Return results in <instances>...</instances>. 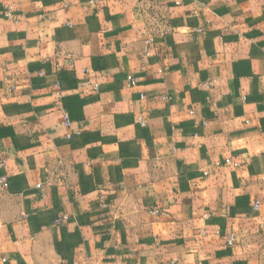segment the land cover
Returning a JSON list of instances; mask_svg holds the SVG:
<instances>
[{"label": "crops", "instance_id": "crops-1", "mask_svg": "<svg viewBox=\"0 0 264 264\" xmlns=\"http://www.w3.org/2000/svg\"><path fill=\"white\" fill-rule=\"evenodd\" d=\"M2 160L0 264H264V0H0Z\"/></svg>", "mask_w": 264, "mask_h": 264}, {"label": "built area", "instance_id": "built-area-1", "mask_svg": "<svg viewBox=\"0 0 264 264\" xmlns=\"http://www.w3.org/2000/svg\"><path fill=\"white\" fill-rule=\"evenodd\" d=\"M7 16L9 17V18H12V11H11V8H10V10H9V12L7 13ZM152 43V40L150 39V40H147V45H150ZM146 54L147 55H149L150 53H149V47H148V49H147V52H146ZM128 84H129V86H135V84H136V80H135V78L134 77H132V76H128ZM139 122H140V124L141 125H143V126H145L146 125V122L143 120V119H141L140 118V120H139ZM65 125L66 126H68V127H71V125H72V123H71V120L69 119V117H65ZM69 138H70V136H69ZM225 163L226 164H233V166H235V167H238L239 166V164H237V163H232L231 162V160H229V159H227L226 161H225ZM5 167V161L4 160H2V161H0V170L1 169H3ZM8 188H9V178L7 177V176H5V175H0V193H2V192H6L7 190H8ZM259 208H260V202L259 201H257V202H255V204H254V209H255V211H258L259 210ZM154 213H159V210H154ZM65 217H62V218H60L59 220H57V224H61V223H63V221H65ZM235 236H231L230 238H229V240H228V244H229V246H232V245H234V243H235Z\"/></svg>", "mask_w": 264, "mask_h": 264}]
</instances>
